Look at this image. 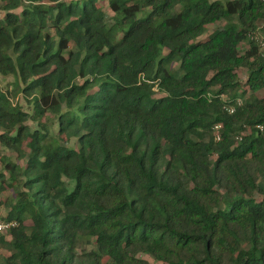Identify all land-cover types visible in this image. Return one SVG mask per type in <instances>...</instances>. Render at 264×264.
Instances as JSON below:
<instances>
[{"label": "trees", "instance_id": "trees-1", "mask_svg": "<svg viewBox=\"0 0 264 264\" xmlns=\"http://www.w3.org/2000/svg\"><path fill=\"white\" fill-rule=\"evenodd\" d=\"M0 12L1 264H264V0Z\"/></svg>", "mask_w": 264, "mask_h": 264}, {"label": "rangeland", "instance_id": "rangeland-1", "mask_svg": "<svg viewBox=\"0 0 264 264\" xmlns=\"http://www.w3.org/2000/svg\"><path fill=\"white\" fill-rule=\"evenodd\" d=\"M105 6H106V5H105ZM105 10H106V12H107L109 15L112 14L110 11L107 10V8H105ZM16 12H17V11H16ZM3 15H4V14H3L2 12H0V18L3 17ZM263 24H264V20H263V21H260V23H259V25H258L259 28H261ZM220 25H222V23H218V24H216L215 26L210 27V28L207 30V32L204 34V36H205L208 32H212V31L214 30V28H216L217 26H220ZM204 36H203V37H204ZM263 37H264V34H263V33L259 32V33L257 34V40H258V41H259L261 38H263ZM244 48H247V44H244V45L241 47L240 52H243V49H244ZM240 77H241L242 80H244V78H245V76H244L243 74H241ZM12 81H13V77H12V76H1V75H0V91L3 92L4 94H7V96H8L9 98H11V96H10L9 93H10L11 90H12V86H11ZM11 100H12V102H14V103H15V101L19 102L20 104H22L23 109H24L25 111H29L30 106L24 104L23 99H22L21 96H19V98H17L16 100H13L12 98H11ZM5 156H6V157L9 156V157L11 158V161H12V162H14V163H16V164H18V165H20V166H23L24 163H23V161H18V160H16L14 154H11L10 152L6 151L5 149H2V147L0 146V174L2 173V174H3V177H4L5 179H7V178L9 177V173L3 168V164H2V162H1V158L5 157ZM0 182H1V178H0ZM11 196H12V191L9 190V189H4V191L0 193V212H1V213L6 214V212L8 211L7 207L4 206L1 202H2L4 199H6V198H10ZM27 224H30V223L27 222ZM3 254H5V252H4V250H2V249L0 248V264L2 263V256H3ZM141 257L144 258V259H147L146 256H143V255H142ZM151 264H153V263H151Z\"/></svg>", "mask_w": 264, "mask_h": 264}, {"label": "built area", "instance_id": "built-area-1", "mask_svg": "<svg viewBox=\"0 0 264 264\" xmlns=\"http://www.w3.org/2000/svg\"><path fill=\"white\" fill-rule=\"evenodd\" d=\"M256 42L258 43L259 49L261 50V52L264 53V37L261 38L259 41L257 40V35H256ZM242 102L241 100H236V105H229V106H225V110L229 113L232 114L235 110V107L241 106ZM258 129L261 130L260 127H257ZM214 129L216 131H218L220 129V126H215ZM217 139H219V137L217 136ZM17 223L15 221H6L5 219H3V217L1 216L0 213V238L4 235H6L12 228L16 227Z\"/></svg>", "mask_w": 264, "mask_h": 264}, {"label": "crops", "instance_id": "crops-1", "mask_svg": "<svg viewBox=\"0 0 264 264\" xmlns=\"http://www.w3.org/2000/svg\"><path fill=\"white\" fill-rule=\"evenodd\" d=\"M3 256H4V254H3ZM3 256H2V257H3Z\"/></svg>", "mask_w": 264, "mask_h": 264}]
</instances>
